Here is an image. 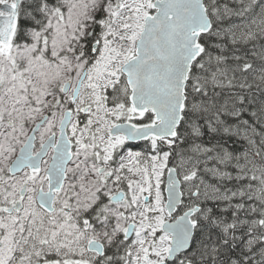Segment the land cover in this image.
<instances>
[{
    "label": "snow or ice",
    "instance_id": "snow-or-ice-1",
    "mask_svg": "<svg viewBox=\"0 0 264 264\" xmlns=\"http://www.w3.org/2000/svg\"><path fill=\"white\" fill-rule=\"evenodd\" d=\"M0 264H264V0H0Z\"/></svg>",
    "mask_w": 264,
    "mask_h": 264
}]
</instances>
